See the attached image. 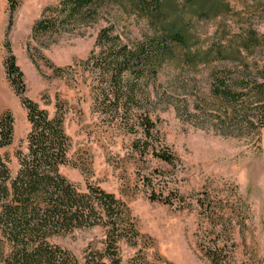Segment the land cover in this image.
Wrapping results in <instances>:
<instances>
[{"label":"rangeland","instance_id":"374dc122","mask_svg":"<svg viewBox=\"0 0 264 264\" xmlns=\"http://www.w3.org/2000/svg\"><path fill=\"white\" fill-rule=\"evenodd\" d=\"M60 1L16 0L11 15L9 0H0V116L8 111L14 118L13 142L2 153L12 175L19 170L18 152H26L31 126L6 75L7 44L24 73L25 96L51 116L58 101L66 104L72 164L62 167V174L80 190L99 186L130 208L141 237L136 248L122 244V264H134L138 256L148 264H214L208 256L214 249L220 264H264V127L231 136L216 122L190 116L199 113L202 100L214 102V71L227 70L223 76L236 90L244 88V77L264 82V0L163 1L156 37L168 34L167 46L175 52L157 72L146 70L140 113L152 116L160 139L179 159L173 165L136 150L140 135L94 110L96 83L83 64L102 27L113 24L125 42L135 45L154 37L153 25L110 5L97 10L96 18L86 12L53 31H34L46 8ZM176 31L186 46L173 42ZM190 50L196 56L187 62L184 53ZM260 92L253 88L251 93L263 97ZM153 190L172 204L152 201ZM103 240V230L91 228L52 243L83 264L88 251H102ZM10 251L0 239V264Z\"/></svg>","mask_w":264,"mask_h":264},{"label":"trees","instance_id":"16d2710c","mask_svg":"<svg viewBox=\"0 0 264 264\" xmlns=\"http://www.w3.org/2000/svg\"><path fill=\"white\" fill-rule=\"evenodd\" d=\"M163 1L61 0L57 6L46 8L34 31H53L65 19L86 12L91 14V19L96 18L97 10H105L110 5L117 6L130 17L149 21L154 27V37L135 45L125 42L113 24L102 27L83 64L96 83L93 87L94 110L109 114L113 120L120 119L128 133L140 135L134 142L136 150L173 165L179 159L160 139L152 116L147 111L140 113L142 101L146 99L143 91L146 70L157 72L158 67L175 52L167 46L168 34L164 35L165 38L163 35L156 37L163 25ZM184 1L192 3L195 0ZM9 2L13 15L18 4L16 0ZM172 36L173 42L187 45L179 31ZM7 48L6 75L27 110L31 129L25 140L26 152H18L19 170L13 176L2 152L13 142L14 118L8 111L0 116V239L11 246L3 264H80L74 254L52 240L91 228L103 230V248L102 251H88L83 264H122V244L136 248L141 237L130 208L115 194L99 186L90 184L82 191L62 174L61 168L72 164L71 140L65 128L66 104L58 101L55 115L51 116L39 103L27 98L24 73L9 44ZM184 56L190 62L196 53L190 50ZM55 71L62 73L66 70L55 68ZM227 73V70L213 72L214 102L202 100L199 113L190 116L216 122L222 130L228 131L226 135L237 136L245 130L260 131L264 127V96L258 97V93L252 95L251 92L255 88L261 91L259 94H264V82L244 77L241 84L248 91L245 92L244 88L236 90L223 76ZM147 184L152 187L151 180ZM150 199L172 204L167 198L158 197L155 190ZM175 199L182 198L176 193ZM217 251L214 249L208 253L214 264H220ZM140 263L148 264L138 256L134 264Z\"/></svg>","mask_w":264,"mask_h":264}]
</instances>
